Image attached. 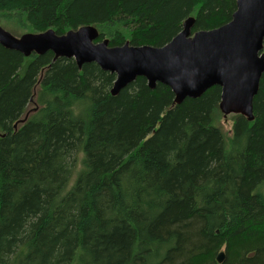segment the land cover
Returning a JSON list of instances; mask_svg holds the SVG:
<instances>
[{
    "label": "trees",
    "instance_id": "1",
    "mask_svg": "<svg viewBox=\"0 0 264 264\" xmlns=\"http://www.w3.org/2000/svg\"><path fill=\"white\" fill-rule=\"evenodd\" d=\"M235 9L0 0V22L13 36L92 27L110 47H159L188 18L207 31ZM53 58L0 45V264H218L220 251L221 264H264V74L253 120L230 114L229 136L218 86L175 104L137 77L111 95L114 74Z\"/></svg>",
    "mask_w": 264,
    "mask_h": 264
},
{
    "label": "water",
    "instance_id": "2",
    "mask_svg": "<svg viewBox=\"0 0 264 264\" xmlns=\"http://www.w3.org/2000/svg\"><path fill=\"white\" fill-rule=\"evenodd\" d=\"M231 20L215 29L191 32L194 19L188 18L182 30L166 44L110 47L108 41L95 42L92 27L69 30L62 35L49 29L15 37L0 26V45L23 56L52 52L57 58H72L78 69L95 63L115 75L110 90L117 95L137 77L145 78L150 89L157 83L167 86L174 103L198 99L209 88L221 89L219 110L253 120L252 103L264 74V0H235ZM225 255L220 251L216 262Z\"/></svg>",
    "mask_w": 264,
    "mask_h": 264
},
{
    "label": "rangeland",
    "instance_id": "3",
    "mask_svg": "<svg viewBox=\"0 0 264 264\" xmlns=\"http://www.w3.org/2000/svg\"><path fill=\"white\" fill-rule=\"evenodd\" d=\"M2 21L6 22V23H11L10 21H8L5 18H2ZM0 26L7 30V25L5 23L0 22ZM24 33H26V32H24ZM24 33L20 32L19 34L15 35V36L19 37L21 34H24ZM229 115L230 114L222 117L221 126H222V129L226 132V134L230 136V134H231V118Z\"/></svg>",
    "mask_w": 264,
    "mask_h": 264
},
{
    "label": "bare ground",
    "instance_id": "4",
    "mask_svg": "<svg viewBox=\"0 0 264 264\" xmlns=\"http://www.w3.org/2000/svg\"><path fill=\"white\" fill-rule=\"evenodd\" d=\"M264 48V47H263Z\"/></svg>",
    "mask_w": 264,
    "mask_h": 264
}]
</instances>
